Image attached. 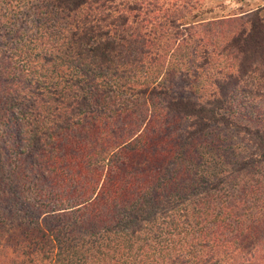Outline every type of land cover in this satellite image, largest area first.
<instances>
[{
	"label": "trees",
	"instance_id": "1",
	"mask_svg": "<svg viewBox=\"0 0 264 264\" xmlns=\"http://www.w3.org/2000/svg\"><path fill=\"white\" fill-rule=\"evenodd\" d=\"M190 1L0 0V264H264V4Z\"/></svg>",
	"mask_w": 264,
	"mask_h": 264
},
{
	"label": "rangeland",
	"instance_id": "2",
	"mask_svg": "<svg viewBox=\"0 0 264 264\" xmlns=\"http://www.w3.org/2000/svg\"><path fill=\"white\" fill-rule=\"evenodd\" d=\"M190 3L192 5L185 4L184 8L181 9V18L182 21L186 22L187 24H199L197 28H193L192 30L187 28L188 32H192L194 36H199L202 33H200L199 30L203 28V24H205L206 21H214L232 15L246 13L263 5L264 0H196L195 3L192 1H190ZM156 29L157 28H155V31ZM188 49H191L190 46ZM185 50H187V47Z\"/></svg>",
	"mask_w": 264,
	"mask_h": 264
}]
</instances>
